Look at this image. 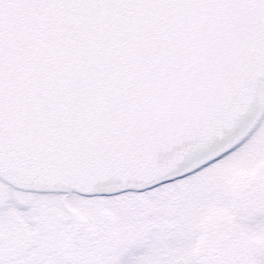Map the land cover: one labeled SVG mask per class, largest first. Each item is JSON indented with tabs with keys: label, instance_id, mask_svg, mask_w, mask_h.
Here are the masks:
<instances>
[{
	"label": "snow or ice",
	"instance_id": "1",
	"mask_svg": "<svg viewBox=\"0 0 264 264\" xmlns=\"http://www.w3.org/2000/svg\"><path fill=\"white\" fill-rule=\"evenodd\" d=\"M0 264H264V0H0Z\"/></svg>",
	"mask_w": 264,
	"mask_h": 264
}]
</instances>
